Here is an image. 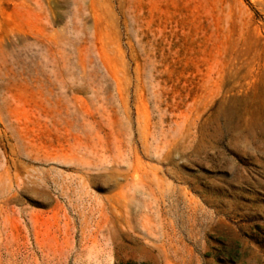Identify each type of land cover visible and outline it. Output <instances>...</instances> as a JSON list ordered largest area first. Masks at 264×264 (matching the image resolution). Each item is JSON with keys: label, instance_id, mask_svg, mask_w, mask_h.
<instances>
[{"label": "rangeland", "instance_id": "374dc122", "mask_svg": "<svg viewBox=\"0 0 264 264\" xmlns=\"http://www.w3.org/2000/svg\"><path fill=\"white\" fill-rule=\"evenodd\" d=\"M0 264H264V0H0Z\"/></svg>", "mask_w": 264, "mask_h": 264}]
</instances>
